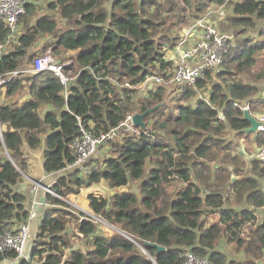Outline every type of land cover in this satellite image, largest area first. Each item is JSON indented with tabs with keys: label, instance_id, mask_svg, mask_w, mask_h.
Returning a JSON list of instances; mask_svg holds the SVG:
<instances>
[{
	"label": "trees",
	"instance_id": "1",
	"mask_svg": "<svg viewBox=\"0 0 264 264\" xmlns=\"http://www.w3.org/2000/svg\"><path fill=\"white\" fill-rule=\"evenodd\" d=\"M22 1L13 40L0 21V78L49 49L71 63L63 72L72 81L65 91L51 72L20 74L0 88V238L28 218L19 188L29 175L25 148H43V172L58 173L74 163L82 130L99 138L128 115L163 105L145 116L144 130L107 140V155L84 177L54 182L57 197L46 195L27 259L13 264H184L186 250L214 264H261L264 163L244 160L237 147L246 141L261 148L264 132L233 140L228 134L248 127L244 104L250 114H264V0H51L35 18V0ZM211 6L229 9L218 23L234 39L228 55L217 73L169 89L176 64L166 52ZM152 78L164 83L138 98ZM25 80L30 96L17 102ZM100 184L111 192L89 194L88 210L114 228L110 235L66 202ZM223 242L240 259H228ZM15 259L11 250L0 252V264Z\"/></svg>",
	"mask_w": 264,
	"mask_h": 264
},
{
	"label": "built area",
	"instance_id": "2",
	"mask_svg": "<svg viewBox=\"0 0 264 264\" xmlns=\"http://www.w3.org/2000/svg\"><path fill=\"white\" fill-rule=\"evenodd\" d=\"M25 13L24 1L22 0H0V21L10 29V41L18 34L17 21L20 16ZM199 34L193 39V43L187 46V39L191 38L187 34L177 43V48L181 50L179 62L175 65V70L167 82V86L185 87L191 86L197 79L204 76L206 72L217 73L225 57L228 55L231 46L233 45V36L231 34L222 33L217 26H201ZM69 63L58 61L48 51L42 56L33 59L29 69L23 68L11 73H8L4 78H0V88L6 85L12 79H16L20 74L36 75L42 72H51L59 78L60 83L64 86L65 91L72 81L63 72ZM155 85L163 84L160 78H152ZM125 86L129 87L128 84ZM248 107L244 104L242 110ZM132 115H128L125 121L121 124H128L125 126V131L129 133H136L135 128L131 123ZM258 121L262 125L258 128L259 131L264 132V114L259 115ZM120 125V126H121ZM112 137L101 135L99 138H94L82 130L81 137L73 144L72 148L75 153L74 163L67 166V169L81 170L86 175L89 169H84L87 161L92 157L98 147L102 146L107 140ZM250 160H256L264 163V145L254 152ZM33 190L36 191L39 186L33 184ZM264 194V187L261 188ZM47 194L56 196L51 189L43 188ZM57 197V196H56ZM31 207L28 211V218L23 224L17 225L12 229L6 230L0 238V252L11 250L16 254V259L10 264L15 263L23 258L26 259V247L30 240V223L35 217L34 209ZM93 220L97 219L95 216L91 217ZM98 220V219H97ZM96 222V221H95ZM78 234V233H77ZM79 235V234H78ZM80 236V235H79ZM184 264H214L207 257H197L192 252L186 250L184 252ZM8 264V263H7ZM261 264H264V259Z\"/></svg>",
	"mask_w": 264,
	"mask_h": 264
},
{
	"label": "crops",
	"instance_id": "3",
	"mask_svg": "<svg viewBox=\"0 0 264 264\" xmlns=\"http://www.w3.org/2000/svg\"><path fill=\"white\" fill-rule=\"evenodd\" d=\"M222 15L223 14H221V13H211V14L209 13L204 18H202V20L204 19L203 24L204 25H216L218 27V23H219L220 19L222 18ZM196 23L197 22L194 21L193 24L189 27V29H184V30L182 29L179 31V33H180L179 34L180 35L179 40H181L187 34L191 35V38L187 39V46H189L193 43V39L200 32V28H197ZM233 41H234V39H233ZM167 55H169V56H167ZM180 55H181V50L179 48H177V46L174 49L167 51V53H166L167 59L170 61H173L175 64H177L179 62ZM155 87H156V85H155L153 79H151L148 82H146L145 84L141 85L140 89L145 88V92H146L145 97H147L148 91L152 90ZM259 88L260 89H259L258 96L264 97V85L260 86ZM0 101H4V100H0ZM255 115H261V114H255ZM249 149H250V152L247 153V151H249ZM257 150L258 149L255 146H253L252 143L248 144V142H246V141H240L239 148L237 149V151L239 152V155L241 154L240 156H242L243 159L246 161H249L251 155L254 152H256ZM24 153L27 157V161L29 164V175L24 176V179H23L22 183L19 185V188L22 191V193L25 194L26 201L24 202V207H25V210H27V212H28L32 206L36 208V202L38 200H40L41 197H43V191H44L43 188H42V190L37 189L36 191H33V186H34L33 180L44 181L48 186H52L54 184V182H56L58 179H56V177H54L53 174L47 175L43 172V169H42L43 148L36 150V151H32V150L25 148ZM106 155H107V146L105 144H103L102 146L98 147L96 153L92 157H90V159L85 164V167L83 170L86 171V169H88L89 164L91 166H94L96 164V162L101 161L103 159V157H105ZM66 173H68V175H66ZM57 174L61 175V177H63V176L64 177H73V180L84 177V173L80 169L79 170L67 169V167L64 170H62L61 172H58ZM30 179H33V180H30ZM262 187H264V186H262ZM92 191H93V188H91V187L82 188L78 195H76L74 197H70L71 200L70 201L66 200V202L69 206L71 205L72 207H74V208H76V209H78L84 213L85 212L84 209L88 210L87 196L89 194H96L95 192H92ZM73 201L77 205L80 204L81 207H78L77 205L72 203ZM43 207L46 208L47 204H45ZM41 216L42 215H40L38 212L36 218L34 217L32 219V221L30 223V235L35 234V233L37 235L38 228H39V221L41 219ZM106 226H107L106 229H100V231H99V227H98L99 233H103L105 235H110L111 232L114 230V228H112L108 225H106ZM81 243H83V241H81ZM31 245H32V238L30 236V240L28 241V244L26 247L27 253H28V249ZM10 263H8V264H10ZM4 264H7V263H4Z\"/></svg>",
	"mask_w": 264,
	"mask_h": 264
},
{
	"label": "rangeland",
	"instance_id": "4",
	"mask_svg": "<svg viewBox=\"0 0 264 264\" xmlns=\"http://www.w3.org/2000/svg\"><path fill=\"white\" fill-rule=\"evenodd\" d=\"M49 1H51V0H35V1H33V3H34V5H35V14H34V16H33V18H35V17H37V16H39V15H41V14H43L44 12H45V6H46V4H47V2H49ZM191 1V0H190ZM209 13L211 14V13H221V14H223L222 16H224L226 13H228L229 12V9H226V8H222V7H215V6H211L210 7V9H209ZM205 17V16H204ZM204 17H202V18H204ZM222 20V18L220 19V21ZM59 23H61V21H59ZM191 24V23H190ZM189 24V25H190ZM193 24V23H192ZM191 24V25H192ZM62 25V24H61ZM185 26V27H183V28H181V30L183 29H189V27L191 26ZM218 29L221 31V29L218 27ZM222 32V31H221ZM222 33H225V32H222ZM180 34V33H179ZM226 34H231V33H226ZM179 37H180V35H179ZM45 39V37L43 36V37H40V39H39V44H38V46L37 47H35L33 50H31V54H33L34 52H38L39 50H40V47L42 46V43L46 40H44ZM46 51H49V49L48 50H46ZM46 51H44V52H46ZM43 52V53H44ZM167 53V52H166ZM52 55V54H51ZM39 56H41V55H39ZM167 56H169V55H167ZM167 56H166V54H165V57L167 58ZM58 61H61V62H64V57H62V56H54ZM26 63H28V64H26ZM66 63V62H65ZM24 64H25V68L26 69H29L30 67H31V64L32 63H30L29 64V61L28 62H25L24 61ZM71 63L69 62V65H70ZM23 79H25V77H23ZM28 82H27V80H25L24 81V88L23 89H21L19 92H17L13 97H14V100H16L17 102H21L23 99H27V98H29V90H28ZM167 87H169V86H167ZM173 88V87H172ZM169 89H170V87H169ZM2 93V94H1ZM203 95H206V94H204V93H202V96ZM146 96V92H145V88H142V89H140V91H139V93H138V98H140V99H143L144 97ZM4 97V95H3V92L2 91H0V99H2ZM173 97V96H172ZM169 98H170V96H169ZM168 98V99H169ZM8 101V100H7ZM230 137H231V135H230V133L228 134V139H230ZM112 139V138H111ZM248 144H250V142H248ZM247 147V146H246ZM239 148V146L237 147V149ZM238 152V151H237ZM250 152V149H249V151H247V153H249ZM239 153V152H238ZM241 155V154H240ZM249 162V161H248ZM91 188H93V191L92 192H95L96 194H101V195H104L105 197L107 196V194H109L111 191L110 190H108L107 188H106V186L104 185V184H100V185H96V186H93V187H91ZM130 188L131 189H134V185H130ZM122 190H126V188H124V189H122ZM70 197H74V196H70ZM70 197H68L67 198V201H70L71 200V198ZM72 203H74L75 205H77L74 201L72 202ZM78 207H81L80 206V204L79 205H77ZM71 209V211L73 212V213H75V215L76 216H78V217H81L80 216V213H82V215L84 216H89V217H92V216H94V215H92V213H90L89 212V210H87V209H84V213L83 212H81L80 210H78V209H76V208H74V207H72L71 205L69 206ZM258 215H259V213H258ZM97 218V217H96ZM98 219V218H97ZM95 220L94 219V221H96L95 222V224H97V227H99V231H100V229H106V224L104 223V222H102L101 220ZM70 228H72V231L74 232V233H76L77 234V232H76V225L74 224H71L70 225ZM78 235V234H77ZM76 243H77V248H79V249H84V245H83V243H81V242H77L76 241ZM231 245H227V244H225L224 242L223 243H221V245H220V249H221V252H225L226 253V257L228 258V259H232V260H238V259H240V254L239 255H237V254H234L233 252H231Z\"/></svg>",
	"mask_w": 264,
	"mask_h": 264
},
{
	"label": "water",
	"instance_id": "5",
	"mask_svg": "<svg viewBox=\"0 0 264 264\" xmlns=\"http://www.w3.org/2000/svg\"><path fill=\"white\" fill-rule=\"evenodd\" d=\"M203 20L200 19L199 21H197V23H196L197 28H199L201 26H209V27H215L216 26V25H204ZM161 105H163V104H159V105L153 107L152 109L147 110L146 112H144L142 114H138V113L133 114L132 118H131V123H132L133 127L135 129L144 130L145 124L143 122V119L145 118V116L149 115L152 110L158 108ZM258 118H259V115H252L249 113V111L247 109H244L243 110V120L248 123V127L244 128L240 131H230L229 130V133L231 135L230 140H233L237 134L256 135L259 132L258 128L262 125V123L260 121H258ZM127 124H128V122H125V124L119 126L117 129L110 131L109 136L113 137L118 132L125 130V126ZM66 175H68V173H66ZM53 176L56 177V179H59L61 177V175H58L57 173H54ZM30 180H33V179H30ZM33 183L38 185L39 186L38 189H41V190H42V188L50 189V187H51V186H48L44 181L33 180ZM46 195H47L46 191H43V197H41L40 200H38L36 202V208L34 210L35 218H36L38 212L40 215H42L44 210L48 207V206L46 208L43 207L46 204ZM39 223H40V221H39ZM30 236H31L32 242H33L36 239L37 235L35 233V234L30 235ZM154 247H156L157 251H159V252L164 251L163 247H159L157 245H154ZM23 259H25V258H23ZM23 259H21V260H23ZM26 259H27V256H26Z\"/></svg>",
	"mask_w": 264,
	"mask_h": 264
}]
</instances>
